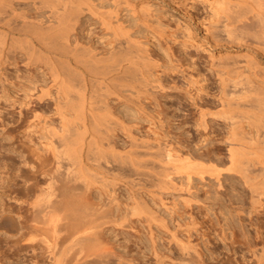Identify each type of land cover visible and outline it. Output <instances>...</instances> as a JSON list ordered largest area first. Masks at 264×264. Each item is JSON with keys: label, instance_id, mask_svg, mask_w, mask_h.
Returning <instances> with one entry per match:
<instances>
[{"label": "bare ground", "instance_id": "bare-ground-1", "mask_svg": "<svg viewBox=\"0 0 264 264\" xmlns=\"http://www.w3.org/2000/svg\"><path fill=\"white\" fill-rule=\"evenodd\" d=\"M230 1L215 0V10L224 16H228L229 11L235 13V10L244 14L250 12L261 30L256 39L259 41L254 44L259 43L264 56V47L261 46L264 45V0ZM148 5L146 2L140 4V13L144 15ZM99 7L100 4L90 0H0V64L19 62L24 68L44 66L50 77L49 86H40L38 93L29 94L25 103L50 107L52 115H55H44L31 106L14 119L13 128L17 133L13 135L15 142H12L17 143L13 149L21 153L24 165L32 161L35 167L23 176L26 183L20 189V201L13 206V203H0V264H211L204 257L203 238H200L205 236L209 240L210 231L219 232V238L217 235L212 238H218L224 244L229 239V246L223 244L222 249L225 246L226 250L231 248L232 251L244 248L245 252L237 260L239 264H264V241L257 240L258 235L245 234L241 223L213 221L202 224L194 218L192 211L193 202L197 201L194 200V191L197 190H192L193 180L201 181L207 175L221 187L222 171L242 178L249 190L250 206L258 210L264 202V64L254 59L249 60L250 65L245 63L250 70V75H245L249 83L240 91L243 94L241 101L245 102L231 104V100L227 102L219 96L220 109L209 110L201 106L205 97L198 96L202 103L196 100L198 107L194 104L197 107L195 126L206 130L214 118L226 123L224 131L227 133L220 138L226 144L222 157L228 162L225 167L217 165L218 160H223L219 156L221 153L218 155L211 150L210 153L218 155L212 157L209 150L203 156L198 154V150V155L194 156L188 149L185 151L179 146L176 149L171 141H162V135H159L160 139L158 135L155 137V148L148 141L147 144L144 142L146 145L137 144L138 139L131 134V126L113 114L109 99L128 101L143 114L147 113L142 102L144 99L141 100L140 96L158 107L160 99H157L155 90H161L158 93L164 90L159 76L153 72L158 63L150 56L146 45L132 37L118 21L115 8ZM84 11L97 18L109 34L105 46L96 47L88 41L82 42L76 28ZM226 54H217L214 58L209 54L212 58L210 65L217 68V62ZM239 71L237 73L242 74L243 71ZM215 74L223 92L228 81H232V85L240 82L235 76L226 78L222 72ZM207 101V104H212ZM0 119L5 125V113L0 114ZM155 120L161 129L163 122ZM34 122L40 123L38 128ZM23 125L27 129L21 130ZM114 127L117 130L122 128L129 136L130 147L120 146L126 149L124 151L117 148L111 135L116 130ZM179 149L182 153L178 152ZM16 175L14 173L10 178L15 179ZM119 181L127 187V197L132 201L124 202L122 206L116 202L112 207L111 201L116 200L114 189ZM115 183L116 186L113 185ZM96 184L100 185L103 195L101 200L94 201L90 190ZM1 185L3 187V183ZM109 185L112 188L107 190ZM162 193L185 195L182 200L188 209L185 208L188 220L174 218L168 222L155 214L156 210L149 206L144 195L157 197L160 204L165 205L159 196ZM141 213L146 215L144 221L127 223V214L140 216ZM118 217L122 219L118 224L122 227L126 222L124 227L137 232L136 236L140 237V232H145L141 238L147 240L148 252L140 251L144 253L142 259L136 256L139 250L134 252L136 255L128 253V250L116 252L111 244L106 243L112 250L107 248V241L101 239L102 224L111 219L116 221ZM155 229L165 235L159 233L162 235L156 236ZM226 229L230 230V237ZM157 237L162 239L159 240L164 243L161 245L165 246L164 249L157 246ZM217 249V245L212 247L211 258L218 256ZM226 258L224 264H236L231 257Z\"/></svg>", "mask_w": 264, "mask_h": 264}, {"label": "rangeland", "instance_id": "rangeland-1", "mask_svg": "<svg viewBox=\"0 0 264 264\" xmlns=\"http://www.w3.org/2000/svg\"><path fill=\"white\" fill-rule=\"evenodd\" d=\"M90 1L95 4H100L101 7L99 8L102 9L115 8L117 10L118 21H120L129 30L132 37L136 38L146 45L150 56H152V58L156 61L155 63H158V65L153 68V72L159 76L160 81L163 83V89L166 91L165 92L163 90V92L158 93V91L161 90H155L156 94L155 92L154 94L156 96L158 95L157 99H160L158 107H155L153 102L151 103L147 98L140 96L141 100L144 99L142 100V102L146 109L145 112L147 113L143 114V112L141 111H136L133 105L128 101L118 102L111 97L109 99L113 114L116 116L118 115V117L124 120V123L129 125V127L131 126V129H129L132 133L130 131L129 132L131 134H135L134 137L138 139L136 140V143L144 144V142L146 143L148 141L150 144H152L151 146H154L155 148L154 143L156 138H159L162 135V141H171V145L175 144L174 146L176 149H178L179 147L183 150L188 149L189 152L192 151L191 154H194V156L198 155L199 153L200 155L205 156V154L209 150L210 151L208 153H210L211 150H213L214 152H218V155L221 153V155L219 156H221V159L223 160H218L217 165L220 167H225L228 162L222 157L225 154L224 151L226 150V146L224 145L226 144L220 138L222 134L227 133L226 131H224L227 129L226 127H224L226 123L220 118H214V121L212 120L211 122H209V128H207L206 130H202L200 127L195 126L194 118L196 117V108L199 105L197 102L200 100L197 98L198 96L203 97L202 99H204L205 97L206 100L204 99L202 101L204 102V104L207 100L211 101L212 104L206 103L207 106L204 104L201 105L202 108H210L209 110L220 109L221 105L218 99L219 96L222 98L224 97L226 101L231 100L229 102L231 104H236L237 102L241 104V102H245L243 100L241 101L240 96H242L243 94H241L240 91L243 90L242 87L247 86V84L249 83H247L245 76L250 73L249 68H247V66L251 63L249 60L251 59L252 61L254 59L259 63L264 64V56L261 55L262 52L258 47L259 43L258 45L254 44L259 41L256 39H258L257 35L260 34L259 32L261 30L260 27H258L254 17H252L251 13L246 12V14H244L241 9L242 12H240L239 10H235V13H233L234 11L232 10L233 12L229 11L228 16H224V13H221L220 11H218V9L217 11L215 10V0ZM224 1L227 2V0ZM232 1L235 2L236 0H231L230 2L233 3ZM145 2L149 5L148 9L143 15L142 13H140V10L138 8L140 4ZM79 19L81 20L79 22V26H77L76 28V31L80 34L82 42L88 41L96 47L105 46L107 44L106 41L109 38V34L102 28L97 18H95L93 15H90L87 11H84L82 14H80ZM208 30L210 32H208ZM212 35H214L215 38ZM252 41L254 42L252 43ZM261 46L264 47V45ZM225 52H227L228 55L226 54L225 57H222L221 61L217 60L219 62L215 61L219 63V65L217 64V68H213V66L210 65L212 58L209 57V54H212L214 58L215 55L217 56V54H223ZM103 53L106 54L107 52L105 53L104 51ZM245 63H247L248 65ZM237 66L243 67L239 68ZM236 67L238 69L235 70ZM238 70H242V74H246H244L243 76L240 71V73L238 74ZM247 70H249V72H247ZM217 72H222L223 76L226 78L235 76V78L239 79L240 82L232 85V81H228V85L225 86V92H223L219 79L217 78L218 75L215 74ZM49 84L50 77L48 75L47 69L42 65H35L30 68H24V66H22V64H20L19 62H13L12 64H0V111H2V113L0 112V114L5 113L4 121L6 122V124L4 125V123H1L0 119V203H9L8 205H11L13 203V206L20 201L21 198L19 197V192L21 187L24 185V182L26 181V177L23 176L26 174V172L29 173L30 169H34L35 167V163L32 161L28 163L26 162V165H24L23 156L21 155V153L14 151L13 149V146H15L17 143H13L16 139V137H14L13 135L17 133V130H15L16 128H13V125L15 123L14 119H17L18 115H21L25 110L31 108V106V109L34 108L39 113L41 111V113H43L44 115L54 117L55 115H52L53 110H51L50 107L44 105L42 106V104L39 105L38 103L36 104L34 102H30L29 104L25 103V101L28 99L29 94H36L38 93L40 86L47 87L49 86ZM164 93L166 94L165 96ZM145 99L148 100L147 104ZM149 102L151 104H149ZM199 102H201V100ZM195 103L198 105H196ZM194 104L197 107H194ZM114 115H111L113 119L115 118ZM160 115L162 117H160ZM154 116L155 118H153ZM155 119H159L163 122V128H159V123H157ZM36 124L37 125L35 126L38 128V125L40 123ZM36 127L35 129L37 130ZM118 127L119 126H117V128ZM197 127L200 129H198ZM22 128H26V126L23 125L20 129L22 130ZM114 128L116 129L114 130L116 132L113 131L114 133L112 132L111 135H113L112 137L115 138L114 141L116 142L117 148L123 149L122 151H124L128 146L130 147V139H128L129 136L126 135V132L121 130L122 128H119L118 130L116 127ZM200 130H202L203 132ZM7 133H10V135H12L8 136ZM114 135H116V137ZM151 139H153L154 141L152 140L150 142ZM122 143L123 145H121ZM202 143L203 145H201ZM181 144L184 146H182ZM120 146L126 147V149ZM218 147L221 148L219 149ZM6 148H9V150H5ZM137 148L142 149V147ZM179 150L178 152L182 153V151ZM198 150L199 152L197 154ZM210 154H212V157L218 156L217 154H213V152ZM14 173L15 175L17 173L19 174L15 176V179H12V177L10 178V176ZM21 174H23L22 177ZM221 181L222 186L219 187L214 179L207 175H205V178L201 181H198L197 178L193 180L192 190H197H193L196 196V198L194 197V200L197 201H192L194 204L191 202V204H193L192 211L194 213H192L194 214L193 216H195L194 218L199 222H202V224L210 223L213 221H218L224 224L229 222L241 223L243 227H245V234H248L252 237L258 235L257 240L259 239L264 241V202L258 210H256L253 206H250V202L248 199V187L243 182L242 178L235 173L222 171ZM119 182L120 184L116 182L119 185H117V187H115L114 189V194L116 193V200L114 201L115 203H112L111 201L112 207H115L116 202L119 203L120 206H122L124 202L130 203L132 201L131 198L127 197L129 196V194L127 193V187L124 186L123 182ZM1 183H3V187ZM116 183L113 185L116 186ZM121 183H123V186L126 187V189L121 186ZM109 187L112 188L111 185H109L107 187V190L109 189ZM2 188H5V190ZM16 190L17 192H15ZM14 192L17 193V195H15ZM102 195L103 191H101L100 185H92V188L90 190L91 198L94 201L97 199L101 200L102 198L100 197ZM159 196L162 197L161 200L165 205L160 204L161 201H158L157 197H155L157 199L156 200L154 197L152 198L147 194L144 195V198L147 199L149 206L153 210H156V215H161L162 218L164 217L168 222L172 221V219L174 218H178L180 219V221L188 220L185 212L186 207L184 206L182 200V197L185 195L162 193ZM186 210L188 211L187 208ZM255 210L258 212H256ZM178 213H180L181 215H178ZM126 217L125 219L128 220L127 223L135 222L136 224H138L139 221H144L146 215L144 213H141L140 216L127 214ZM138 218L141 220H139ZM116 219V221H113L111 219L109 222L105 221L102 224L100 236L101 239L107 241L105 242V244H111L113 250L116 252L119 251L121 253H125L129 251L128 253H131L133 255H136L138 253L139 255L137 254L136 256L138 258L141 257L142 259L143 254L145 253L144 251H146V253L148 252V248L146 247L147 240H142L143 238H141V236H143V233L145 232H140V237L136 236L137 232L133 233L129 228L124 227V224L126 222L121 227L118 223L122 219L120 217ZM123 229L125 230V232ZM121 231L123 232L121 233ZM204 231L207 232V230L205 229ZM225 231L227 236L230 237V230L226 229ZM155 233H157L156 236L162 235L159 233H163L165 235L164 232L157 229H155ZM219 234L220 233L217 231H210L209 236H211V238L209 240L208 238H204L205 236H200L201 239L203 238V240L201 241V247L204 250L205 259L211 264H224V262L226 261H224V258L231 257L232 259H234L232 260L233 262L236 261V264H239L237 260H240L242 255L241 253L245 252L244 248L241 247L236 249L235 251H232L231 248V250H226L225 248H227L230 244L229 239H226V242L224 244L222 240L218 239ZM214 235H217L218 238L213 239L212 237ZM124 238H129L131 240H124ZM156 239H158L157 246L164 249L165 246H161L164 245V243L160 241L162 239L160 237H157ZM126 241L128 242V245H125V243H127ZM136 241H138V243H136ZM129 243L131 244L132 248H129ZM135 243L137 246H133V244ZM139 244L141 247L139 246ZM223 244L227 247L225 246V248L222 249L221 247L223 246ZM216 245L218 249L217 253H215L218 256L216 258H211V249ZM125 246H127V248ZM110 247H108L107 245V248L111 249L112 247ZM142 249L143 251H141ZM138 250L139 252H137ZM140 251L144 253H141ZM215 253L213 255H215ZM245 254L246 257L249 258V252L246 251ZM233 264H235V262Z\"/></svg>", "mask_w": 264, "mask_h": 264}]
</instances>
